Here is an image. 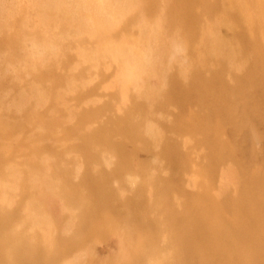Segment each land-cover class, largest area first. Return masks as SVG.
<instances>
[{"label": "bare ground", "instance_id": "bare-ground-1", "mask_svg": "<svg viewBox=\"0 0 264 264\" xmlns=\"http://www.w3.org/2000/svg\"><path fill=\"white\" fill-rule=\"evenodd\" d=\"M2 84L0 264H264V0H0Z\"/></svg>", "mask_w": 264, "mask_h": 264}, {"label": "rangeland", "instance_id": "rangeland-1", "mask_svg": "<svg viewBox=\"0 0 264 264\" xmlns=\"http://www.w3.org/2000/svg\"><path fill=\"white\" fill-rule=\"evenodd\" d=\"M110 81H111V78L110 77H104L103 78V80L102 79H100V85H103V84H109L110 83ZM6 88V85L5 84H2L1 86H0V90H4ZM193 106V103H187V107H192ZM165 118H167V117H165ZM171 119L172 120H174L175 119V116L174 115H168V123L169 122H171ZM174 123H175V120H174ZM170 124V123H169ZM215 125V124H214ZM166 131V130H165ZM206 133H208V132H206ZM165 134L166 135H173L172 133H171V131H166L165 132ZM130 148H131V150H132V147L130 146ZM198 152L200 151V149H198L197 150ZM149 154L145 151V150H141V149H136V150H134L133 151V153H132V155L129 157V159H131V160H129L130 161V163H132V162H136V163H138V164H140V165H144V166H149V164L150 165H153L152 164V162L151 161H149V159H150V155L148 156ZM114 162H116V161H114ZM145 162V163H144ZM163 161H160V165L162 166V167H168L167 165V163H165V162H163ZM162 163V164H161ZM165 163V164H164ZM171 171H172V169H170ZM170 170L167 172H165V170L162 172V174H164V176H166V174L168 173V175H171V172H170ZM165 172V173H164ZM79 188V187H78ZM83 190V189H82ZM84 192V191H83ZM193 197H195V194L193 195ZM50 198L52 199L50 202H46V201H49V199L48 200H46L45 202V205L47 206L48 204H50V203H52V201H53V203L52 204H54L55 202H56V204H54V205H51L50 207H49V205L47 206V207H49L52 211H53V213H55L58 217V219H60V221H63L64 220V218H63V214H62V209H61V206L59 205V201L57 200V198H55V197H51L50 196ZM55 201V202H54ZM58 201V202H57ZM48 203V204H47ZM58 206V207H57ZM60 211V212H59ZM116 249V243H115V239H114V236H107V237H104L103 236V238H98L96 241H94L93 242V250H94V253L96 254V256L98 257V258H104V257H106L107 256V254H109L111 251H113V250H115Z\"/></svg>", "mask_w": 264, "mask_h": 264}]
</instances>
